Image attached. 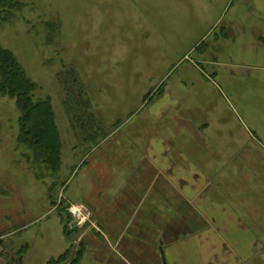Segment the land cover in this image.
Listing matches in <instances>:
<instances>
[{"label": "rangeland", "instance_id": "1", "mask_svg": "<svg viewBox=\"0 0 264 264\" xmlns=\"http://www.w3.org/2000/svg\"><path fill=\"white\" fill-rule=\"evenodd\" d=\"M22 1L0 24V44L36 84L35 98L52 103L61 168L34 161L19 142L15 100L0 97V264H48L83 246L81 264H162V242L168 264L191 256L187 243L170 244L173 235L179 222L182 235L205 231L197 226L207 218L192 207L195 195L174 203L165 174L147 167L168 150L165 138L197 165L183 163L176 185L191 194L207 176L196 206L240 225L242 251L258 242L264 253V70L246 66L264 52L234 44L241 0ZM67 67L108 134L97 146L63 104L57 74ZM148 143L144 168L137 163ZM149 194L155 205L141 203Z\"/></svg>", "mask_w": 264, "mask_h": 264}, {"label": "trees", "instance_id": "2", "mask_svg": "<svg viewBox=\"0 0 264 264\" xmlns=\"http://www.w3.org/2000/svg\"><path fill=\"white\" fill-rule=\"evenodd\" d=\"M24 6L22 0H0V24L9 22L14 11ZM207 44L202 42L198 47ZM64 94L63 104L73 128L97 146L108 134L98 121L80 75L73 67L57 74ZM36 84L26 75L16 56L0 44V97L15 100L20 112L19 142L34 152V161L45 164L53 173L61 168L62 140L49 99H36ZM84 246L78 251L69 248L48 264H81ZM21 256V254H20Z\"/></svg>", "mask_w": 264, "mask_h": 264}, {"label": "crops", "instance_id": "3", "mask_svg": "<svg viewBox=\"0 0 264 264\" xmlns=\"http://www.w3.org/2000/svg\"><path fill=\"white\" fill-rule=\"evenodd\" d=\"M242 13L245 15H242ZM237 21H238L237 35L239 34V37L237 42L235 41L234 44L238 45L244 39L245 44H248L249 46L253 47L254 51L262 49V51L264 52V0H241L239 3V11L237 13ZM222 33L225 34L223 31ZM233 45L232 47H234ZM246 66L255 69L264 70V55L257 56V64L246 65ZM165 140L166 141L163 142L165 148L164 147L163 148L168 150L161 153L160 156L153 157V159L151 158V149L153 148V144L150 145L151 142L146 144L143 147V153H141L142 158L138 161L137 165L141 164V166L145 168L146 163L148 164L151 163L150 159H152L153 167L149 165L147 167L152 168L151 171L153 173V176L155 175L157 178H160L162 177V175L165 174L167 187L169 188L168 193L173 194L174 203L177 202V204L180 205V203H182V198L189 199L195 195V199L193 201L195 203V206L192 207L194 208V210H196V213L203 212L202 214H204V216H206L207 218L204 222V225L197 226V228L206 229V230L192 235L190 234L182 235V233L179 232V229L182 228L183 226H182V222H179V225L177 226L178 232L173 235V241L170 244H173V247H177L183 245L184 243H187V245L191 247V251H193L191 256L183 253L184 256H180V259L178 258L180 264H264V253L260 248L258 249V242L257 243L255 242L254 244L251 243L252 248L250 246L248 251H242L243 249L239 247V244L238 242H236V240H239L241 236L240 230L242 227L240 225L239 226L233 225V227L229 226L227 224V221H222L223 219H216L219 218L221 215L213 218L214 214L210 210L203 211L202 208L196 206L199 197L205 191V186L207 187L208 184L207 176H206V185L203 186V188L201 186L198 187L196 190L191 191V194H188L187 192L181 190L180 185H176L175 174H177V172L180 173L183 170V163L190 164V166L193 167L194 165H196V163L194 162V160L192 161V159H190L181 150H176L175 149L176 146L173 142L169 140L167 141V138H165ZM174 155H177V157H175ZM180 159L183 162H181ZM163 162H167L168 164H170V166L171 165L173 166L172 173L170 172L166 173L165 171L162 170L161 166ZM205 175L207 174L205 173ZM198 178L199 177L197 176V180H199ZM140 192L142 193L143 191L137 192L138 194H135L134 198L139 200L141 194ZM118 196L121 195L118 194ZM150 197H151L150 194L147 196L144 195V199L143 201H141V203H149L155 205L156 204L155 200L153 199L148 200ZM114 200L115 198L113 199V201ZM173 200L171 201L172 203ZM113 204H111L110 207H113ZM169 204H171L170 201ZM95 205H96L95 207H98L96 203ZM94 211L95 213H99V214L103 213V211L98 212L97 208H94ZM145 211L146 213H149L148 209ZM145 216L149 217L150 215L145 214ZM174 218L175 217L173 215L171 219L173 220ZM216 220H221V221H216ZM174 224H177L176 220ZM132 228L135 227L133 226L129 227L128 231L131 230ZM165 228H166L165 225H162V226H158L157 228L158 230L155 229V233L157 234L156 238H159L161 236V233L165 230ZM238 233L240 234V236H238ZM136 238L138 240H144V242H148L146 243L147 245L150 242V240H146L144 237L136 236ZM126 240H127L126 242H128L131 239H126ZM250 249H252L251 253H249ZM195 251L196 253L194 254ZM199 254L201 256H199ZM251 254L253 255L251 256Z\"/></svg>", "mask_w": 264, "mask_h": 264}, {"label": "water", "instance_id": "4", "mask_svg": "<svg viewBox=\"0 0 264 264\" xmlns=\"http://www.w3.org/2000/svg\"><path fill=\"white\" fill-rule=\"evenodd\" d=\"M160 254H161L162 264H168L162 243H161V246H160Z\"/></svg>", "mask_w": 264, "mask_h": 264}, {"label": "built area", "instance_id": "5", "mask_svg": "<svg viewBox=\"0 0 264 264\" xmlns=\"http://www.w3.org/2000/svg\"><path fill=\"white\" fill-rule=\"evenodd\" d=\"M71 211V213H72V215H75V213H74V211L73 210H70ZM80 215H78V217H79Z\"/></svg>", "mask_w": 264, "mask_h": 264}]
</instances>
